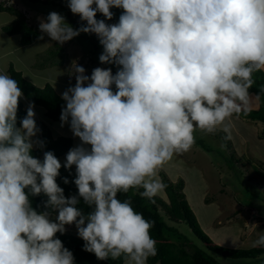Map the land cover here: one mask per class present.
Returning <instances> with one entry per match:
<instances>
[{
  "label": "clouds",
  "instance_id": "9594fccd",
  "mask_svg": "<svg viewBox=\"0 0 264 264\" xmlns=\"http://www.w3.org/2000/svg\"><path fill=\"white\" fill-rule=\"evenodd\" d=\"M68 7L86 25L74 29L52 11L38 39L46 34L62 45L95 34L100 63L118 70L96 67L88 76L76 65L75 85L62 93L61 125L81 142L63 164L76 170L71 197L57 183L62 164L55 154L32 155L45 146L34 104L17 127L24 93L0 71V264H74L56 236L73 224L98 260L147 264L157 255L154 221L118 193L143 189L155 203L167 187L159 171L192 148L197 129L221 128L231 139L226 121L247 114L253 74L264 71V0H69ZM114 7L122 14L106 23ZM41 194L46 210L37 212L30 196ZM81 200L87 214L77 207ZM253 246L264 248V235Z\"/></svg>",
  "mask_w": 264,
  "mask_h": 264
},
{
  "label": "rangeland",
  "instance_id": "374dc122",
  "mask_svg": "<svg viewBox=\"0 0 264 264\" xmlns=\"http://www.w3.org/2000/svg\"><path fill=\"white\" fill-rule=\"evenodd\" d=\"M2 1L5 5H13L24 15L29 24L38 30L41 20L46 19L52 11L64 16L66 22L72 26L68 15L60 6L43 3L45 0L33 1L32 5L29 4V0ZM68 4L69 2L65 3L70 10ZM72 15L74 20L81 21L79 15L73 13ZM16 19L17 17L10 12H0L2 71L9 70L13 65L16 70L22 71L29 81L38 86L50 83L62 96L66 89L75 85L73 74L76 65L83 66L88 76L96 67L107 68L99 61H92L89 50L92 47L87 44V39L80 37L82 33L62 45L52 41L46 34H43V40L37 39L31 45H22L21 34H9L4 30L5 26L14 24ZM56 52L62 54L54 56ZM58 61L61 64H58ZM252 95L256 99L252 102L253 99L249 98L248 110L260 107L259 98L255 94ZM34 109L35 121L39 129L40 122H44L51 127L54 137H71L74 147L81 143L79 138L74 137L69 124L65 123L62 126L61 120L48 119L42 107ZM226 123L231 124V139H225L226 134L221 128L211 133L197 129L194 133L195 140H201L211 152L204 150L201 144L195 141L188 152L174 155L159 171V176L161 177V172H165L174 183L181 179L184 181L187 200L200 227L214 244L226 248L251 249L254 248V242L264 235V220L259 221L261 216L258 213V210L263 209L264 206L258 202L260 208L256 210L253 207L256 205V200L259 201L264 197L262 175L264 174V124L235 115ZM67 153L68 151L61 156V164H64ZM226 158L228 162L224 160ZM158 196L168 200L165 191ZM51 218L54 219L55 215L51 214ZM163 218L167 221L166 215ZM167 222L178 232L175 233L176 237L184 235L191 243L205 248L208 246L198 239L196 233L186 223L170 219ZM65 229V232L79 237L76 226ZM249 263L264 264V255Z\"/></svg>",
  "mask_w": 264,
  "mask_h": 264
},
{
  "label": "trees",
  "instance_id": "16d2710c",
  "mask_svg": "<svg viewBox=\"0 0 264 264\" xmlns=\"http://www.w3.org/2000/svg\"><path fill=\"white\" fill-rule=\"evenodd\" d=\"M33 1L40 0H29V4L32 5ZM69 0H45L48 5L60 6L61 9L68 15L72 26L76 29L82 24L86 25V21H76L67 8L65 3ZM10 12L17 17L16 21L12 25L5 26L4 30L9 34H21L22 45H31L41 35L38 28L33 27L26 20L24 15L17 10L13 5H5L4 1L0 0V12ZM111 11L114 13L111 21L106 23L113 24L117 23L119 16L122 14L119 8H112ZM44 12V11H40ZM97 20L105 19L102 14L97 13ZM86 40L87 44L91 45V59L93 62L99 61V55L103 52V47L99 43V39L95 34L83 33L80 35ZM74 37L73 39H75ZM80 41V40H79ZM88 50V51H89ZM62 54L56 52L54 56ZM62 59V58H61ZM60 59V60H61ZM100 62V61H99ZM58 64H61L58 61ZM107 68H111L113 74L116 73L118 67L114 64H105ZM0 71H2L0 69ZM6 73L12 76L18 81L19 86L24 93V97L19 102V108L17 113V127L20 126V120L26 116V110L30 103L34 104L35 107H42L45 109V116L53 121L60 120L61 110L66 106V102L62 99L54 86L50 83H46L44 86H38L33 82L29 81L20 70H16L13 65ZM254 83L249 89L250 94H255L260 100V107L258 109L247 110L245 115L243 112L240 114H234L241 118L258 121L264 124V71H258L253 74ZM40 140L44 141V147L33 148L32 155L40 160H43V154L46 151H52L55 156L59 159L67 151L74 147V141L71 137L59 136L54 137L51 127L40 122ZM196 141V140H195ZM200 146L210 151L201 140L196 141ZM228 162L227 158L224 159ZM264 177V174H262ZM67 178L69 183L65 184L64 179ZM76 178V171L72 167L71 169H60V175L57 177V183L64 189L65 197H71L77 195L78 190L74 183ZM161 178L167 185L164 190L168 200H164L160 196H156L155 203H152L147 198L140 195L143 189H131L127 193H118V198L123 200H130L134 209L142 213L144 218L149 221H154V226L151 229V235L156 240L157 255L150 257L147 264H250L249 261L259 259L264 255V248L254 247L251 249H234L226 248L220 245L214 244L213 241L205 234L199 225L197 217L193 212L188 200L186 193L184 192L185 183L181 179L177 183L172 182L165 172H161ZM32 207L37 212L45 211L44 202L47 197L43 194L35 197L30 196ZM259 204L264 206V197L258 201L253 207L258 210ZM85 214L91 211V208L84 204L81 200L77 205ZM258 210L259 221L264 220V208ZM56 215V213H52ZM167 216L168 219L176 222L186 223L197 235L198 239L208 246L206 248L201 247L198 244L191 243V241L185 237H176L175 233H178L173 229L172 226L163 218ZM73 226H75L73 224ZM178 235V234H177ZM64 247L69 249L74 256V264H123L122 260H98L93 253H89L84 250L85 242L77 236L70 233L64 232V234L57 233Z\"/></svg>",
  "mask_w": 264,
  "mask_h": 264
},
{
  "label": "crops",
  "instance_id": "0c3cea01",
  "mask_svg": "<svg viewBox=\"0 0 264 264\" xmlns=\"http://www.w3.org/2000/svg\"><path fill=\"white\" fill-rule=\"evenodd\" d=\"M249 98H251V99H253L252 100V102H254L255 101V97L251 94V96L249 97ZM257 107V106H256ZM44 113H45V110H44ZM38 117V116H37ZM39 120V119H38ZM59 160L61 161L62 160V158L60 157L59 158ZM62 163V162H61ZM75 168V167H74ZM72 227H74L73 225H68V226H65V228H69V229H72ZM208 228H210V227H208ZM212 228V227H211Z\"/></svg>",
  "mask_w": 264,
  "mask_h": 264
}]
</instances>
